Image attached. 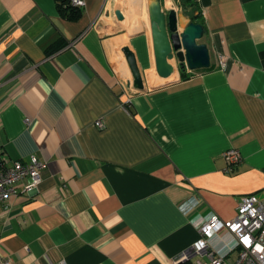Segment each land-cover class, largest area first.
Masks as SVG:
<instances>
[{"label":"crops","instance_id":"obj_1","mask_svg":"<svg viewBox=\"0 0 264 264\" xmlns=\"http://www.w3.org/2000/svg\"><path fill=\"white\" fill-rule=\"evenodd\" d=\"M196 3L212 69L147 88L151 34L117 0H85L76 19L57 0H0V153L45 163L35 191L0 204L10 264H192L197 221L264 198V0Z\"/></svg>","mask_w":264,"mask_h":264},{"label":"built area","instance_id":"obj_2","mask_svg":"<svg viewBox=\"0 0 264 264\" xmlns=\"http://www.w3.org/2000/svg\"><path fill=\"white\" fill-rule=\"evenodd\" d=\"M70 3L83 7L85 0H70ZM219 64L225 67L226 59L221 57ZM95 125L104 127L101 119ZM224 158L227 168L233 169L241 161V153L231 147L224 152ZM44 167V161L34 154L21 161L10 160L0 153V204L12 196H28L35 191ZM195 226L199 237L185 249L183 260H192V264H264V198L242 195L231 219H221L210 212ZM0 264L10 261L0 256Z\"/></svg>","mask_w":264,"mask_h":264},{"label":"water","instance_id":"obj_3","mask_svg":"<svg viewBox=\"0 0 264 264\" xmlns=\"http://www.w3.org/2000/svg\"><path fill=\"white\" fill-rule=\"evenodd\" d=\"M150 19L151 37L155 61V70L159 77L168 78L177 69L171 63L176 58L188 70L207 68L211 65L207 45L198 42L205 33L201 23L188 20L183 10H166L161 0H147ZM118 19L125 15L120 9L115 10ZM133 76V85L143 89V78L135 54L128 46L122 49Z\"/></svg>","mask_w":264,"mask_h":264},{"label":"rangeland","instance_id":"obj_4","mask_svg":"<svg viewBox=\"0 0 264 264\" xmlns=\"http://www.w3.org/2000/svg\"><path fill=\"white\" fill-rule=\"evenodd\" d=\"M117 3L126 8L128 19L133 25H136L137 27H141L143 31H146L149 35L151 34L147 0H117ZM200 39L198 40L199 43H200ZM171 63L174 64L175 66H179V63L176 58L172 59ZM152 70L153 71L151 72L152 73L154 72L155 75L154 80L153 82L147 83L146 85L147 88H157L166 81H168V80L160 79V77L158 76L155 70V67Z\"/></svg>","mask_w":264,"mask_h":264},{"label":"trees","instance_id":"obj_5","mask_svg":"<svg viewBox=\"0 0 264 264\" xmlns=\"http://www.w3.org/2000/svg\"><path fill=\"white\" fill-rule=\"evenodd\" d=\"M57 1H58L59 8L63 11H67L66 13L69 18L76 19L80 15L79 7L72 5L70 3V0H57ZM178 1H179V4L183 12L186 15H189L190 20L197 22V23H201L204 27L203 20L200 18L199 13L197 14L195 13L197 10L196 0H178ZM178 68H179L181 79H187L192 75L191 72H188L186 70V67L183 64H179ZM209 69H212L211 65L207 68L196 69L195 71H203V70H209Z\"/></svg>","mask_w":264,"mask_h":264},{"label":"bare ground","instance_id":"obj_6","mask_svg":"<svg viewBox=\"0 0 264 264\" xmlns=\"http://www.w3.org/2000/svg\"><path fill=\"white\" fill-rule=\"evenodd\" d=\"M169 5V3H167Z\"/></svg>","mask_w":264,"mask_h":264}]
</instances>
